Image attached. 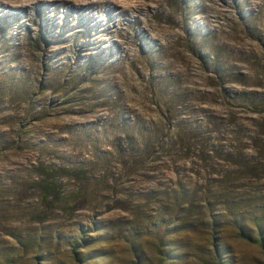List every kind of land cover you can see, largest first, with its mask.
<instances>
[{
	"label": "rangeland",
	"instance_id": "374dc122",
	"mask_svg": "<svg viewBox=\"0 0 264 264\" xmlns=\"http://www.w3.org/2000/svg\"><path fill=\"white\" fill-rule=\"evenodd\" d=\"M49 1L0 0V264H264V0Z\"/></svg>",
	"mask_w": 264,
	"mask_h": 264
},
{
	"label": "trees",
	"instance_id": "16d2710c",
	"mask_svg": "<svg viewBox=\"0 0 264 264\" xmlns=\"http://www.w3.org/2000/svg\"><path fill=\"white\" fill-rule=\"evenodd\" d=\"M52 168L50 169H45L46 171H44L46 174H49L50 176V173L49 171L51 170ZM53 184L54 182L52 180H45L43 185L42 186H45L47 188V190H45V193H48L49 191L51 190H54V187H53ZM237 224V223H236ZM238 227H239V232L244 236L246 237L247 239H252L254 240L256 243H258L261 247V249L263 250L264 252V240H263V237H262V232H261V228H260V225L259 226V229L257 231V234L255 236H253L251 233L245 231L243 228H242V224L241 223H238L237 224ZM160 232H159V236H158V242L156 244V249L162 254L161 255V260L162 259H167V258H170L171 255L173 254L170 250H171V247L170 246H163V243H162V238H163V230H164V226H161L160 227ZM70 244V250H71V255H72V259H74L76 261V263H78L79 261H82L83 260V256L82 255H86L84 256L85 258H90L92 257V254L94 252H96V250H85V251H82L79 249V246L80 244H83V239L82 237H77L75 239L72 240V244ZM162 246V247H160ZM135 251V249H134ZM211 251L213 253V261H212V264H227L229 262V260L225 257V255H222L220 252H221V248L217 245V243L213 240L212 241V246H211ZM136 256V255H135ZM136 257H135V260L133 262V264H137V261H136Z\"/></svg>",
	"mask_w": 264,
	"mask_h": 264
},
{
	"label": "bare ground",
	"instance_id": "6f19581e",
	"mask_svg": "<svg viewBox=\"0 0 264 264\" xmlns=\"http://www.w3.org/2000/svg\"><path fill=\"white\" fill-rule=\"evenodd\" d=\"M49 3H50V5H55L56 7H59L60 5L67 6L69 4V0H52V1H49ZM108 3H109L108 0H93V1L92 0H89V1L85 2L84 4H79V6H80L79 8L82 11L81 15H83L85 17H88V18H93L92 11L90 9H93V8L96 9L97 6H99V8H97V10L99 9L98 10V15L102 16V19L104 21L103 23L102 22L97 23L98 32H99V35L101 37L108 34L107 33L108 32L107 26L109 25V23L111 21H113V14H112V10H111L112 7L109 6L110 3L109 4ZM101 4H106L110 8L109 7H107V8L100 7ZM95 5H96V8H95ZM114 5L115 4H113V6ZM127 5H129V4H127ZM78 25H81V24L79 23ZM76 35H78V33H76ZM89 36L92 38L93 43H98L99 42V39H98L97 36L91 35V34H89Z\"/></svg>",
	"mask_w": 264,
	"mask_h": 264
}]
</instances>
